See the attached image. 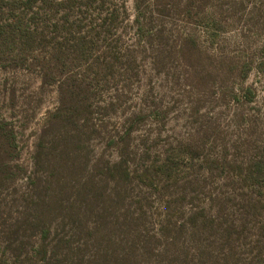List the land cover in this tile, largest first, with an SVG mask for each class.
<instances>
[{"label":"rangeland","instance_id":"obj_1","mask_svg":"<svg viewBox=\"0 0 264 264\" xmlns=\"http://www.w3.org/2000/svg\"><path fill=\"white\" fill-rule=\"evenodd\" d=\"M141 3L0 0L2 264H264V0Z\"/></svg>","mask_w":264,"mask_h":264},{"label":"trees","instance_id":"obj_2","mask_svg":"<svg viewBox=\"0 0 264 264\" xmlns=\"http://www.w3.org/2000/svg\"><path fill=\"white\" fill-rule=\"evenodd\" d=\"M141 2H142V0H135V10L137 11L136 22L138 23V28L137 29L139 30V32L142 35V31L144 30V28L141 26L143 24L142 22H141V25H140V19L142 17L141 15H142V11L144 10V8H142V3ZM102 6H104V4ZM116 11L117 10L114 9V8H112V10L108 11L109 17L106 19V21L110 20L109 25H110L111 28L113 27L114 22L117 19ZM160 11H162V10H160ZM124 18H129V11L127 10V8L124 9ZM143 18H144V16H143ZM112 32H113L112 29L108 30V34L113 35ZM41 69H42V81L44 83H48V82L53 81L56 78V76H59V75L65 73L67 71V70H64V69L51 68V67H46V68L42 67ZM59 100L61 102V105L59 107H57L56 110H58V111L62 108V92L61 91H60V99ZM127 131H128V129H127ZM46 236H47V234L44 236V238ZM50 249L53 251V254H52V256H49V257L47 256V253L49 252L48 246H43V247H40L38 249L39 254H41L42 257H43L42 264H52V263H50V260H53V258L55 256V253H56L55 252V246L52 245L50 247ZM1 262H0V264H2Z\"/></svg>","mask_w":264,"mask_h":264}]
</instances>
